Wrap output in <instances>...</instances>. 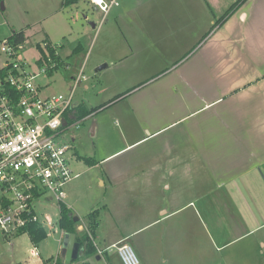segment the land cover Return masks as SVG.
<instances>
[{"label":"rangeland","instance_id":"374dc122","mask_svg":"<svg viewBox=\"0 0 264 264\" xmlns=\"http://www.w3.org/2000/svg\"><path fill=\"white\" fill-rule=\"evenodd\" d=\"M185 1L117 0L118 6L103 18L87 0L69 5L64 0H3L0 41L25 33L22 57L32 75L40 73L36 45L58 46V66L34 80L41 96H66L73 79L80 73L84 77L73 101L85 107L88 115L61 138V142H72L80 156L98 161L142 132L147 135L220 99L161 131L169 135L203 132L207 144L213 133L224 135L231 125L244 128L243 120L249 117L251 108H245L244 96H231V92L247 85L256 78L257 69L264 68V0L245 4L244 0H190L194 11L184 9ZM252 4L254 16L250 17ZM241 11L247 19L239 15ZM3 62L0 53V68ZM103 65L106 68L98 71ZM252 110L254 116L260 115ZM76 121L73 118L71 123ZM218 142L221 150L228 146L220 138ZM71 167L79 174L80 201L73 205V212L82 227L87 200L105 190L100 168L87 170L78 159L71 161ZM227 189L240 198L232 184ZM216 195L226 197L223 188ZM3 196L0 192V199ZM35 209L54 222L38 244L43 259L54 258L62 250L64 237L57 225L58 204L48 203L47 196L41 195ZM34 246L26 233L7 239L0 232V264L32 261L29 255ZM227 250L218 255L228 264H264V228L238 239ZM90 262L104 264L95 257Z\"/></svg>","mask_w":264,"mask_h":264},{"label":"crops","instance_id":"0c3cea01","mask_svg":"<svg viewBox=\"0 0 264 264\" xmlns=\"http://www.w3.org/2000/svg\"><path fill=\"white\" fill-rule=\"evenodd\" d=\"M185 2L184 9L194 11L193 1ZM253 6L249 8L250 17ZM239 15L243 19L248 16L244 11ZM263 69H257L256 78L247 85L230 93L238 98L244 96L245 108H251L249 117L243 120L245 127L234 129L231 125L224 135L213 133L207 144L203 132L169 135L161 131L220 99L207 102L147 135L142 132L132 142H125L120 150L98 161L88 158L94 161L93 165H87L82 160L87 157L74 150L72 162L78 159L91 171L100 168V184L105 190L86 202V217L96 211L98 221L92 240L96 254L87 259L89 264L94 257L104 264H121L117 251L111 248L113 245L130 246L141 264H228V260L220 259L219 251L229 249L238 239L264 228ZM73 104L71 121L75 118L76 107L80 106L74 101ZM253 108L260 115L254 116ZM200 129L203 130V126ZM219 138L228 142L222 150ZM71 169L78 177L66 184L70 186L64 191V201L68 199L71 204L63 202V206L71 217L77 218L74 229L77 235H82L87 232L86 223L80 227L78 214L73 212L80 201L77 200L79 174ZM229 184L237 188L239 200L227 189ZM220 188L224 189L226 197L216 195ZM47 202L55 203L48 196ZM58 213L59 221V205ZM44 230L47 234L48 230ZM74 243H78L76 236ZM35 247L38 251V245ZM29 256L32 261L20 264H46L49 260L43 259L40 252L32 256L30 251ZM57 256L65 264L61 249L54 258Z\"/></svg>","mask_w":264,"mask_h":264},{"label":"built area","instance_id":"2783aa9c","mask_svg":"<svg viewBox=\"0 0 264 264\" xmlns=\"http://www.w3.org/2000/svg\"><path fill=\"white\" fill-rule=\"evenodd\" d=\"M87 1L103 18L118 6L117 0ZM23 46L13 44L9 37L0 41L4 58L0 68V192L5 195L0 199L5 203H0V232L7 239L21 234L29 224L50 231L52 220L45 214L39 215L35 203L41 195H47L58 205L63 204L65 185L78 177L71 169L74 144L61 142V138L80 123L70 121L75 107L74 92L84 77L80 73L73 79L66 96H41L34 80L58 66V46L48 45L57 60L50 56L43 60L38 51L40 73L34 75L22 57ZM111 248L117 251L121 264H141L130 246ZM31 255L38 256L35 246ZM55 262L53 258L48 264Z\"/></svg>","mask_w":264,"mask_h":264},{"label":"trees","instance_id":"16d2710c","mask_svg":"<svg viewBox=\"0 0 264 264\" xmlns=\"http://www.w3.org/2000/svg\"><path fill=\"white\" fill-rule=\"evenodd\" d=\"M3 0H0V2ZM79 0H64V5H69V4H74L77 3ZM232 9H229L227 14L231 11ZM10 41L15 44V45H24L26 42V36L23 31H19L17 33H13L12 35L9 36ZM37 50L41 53L42 59L46 60L47 56L52 57L54 60H57V57L54 55V51L49 48L47 43L37 44L36 45ZM42 61V60H41ZM88 115L87 110L83 106H78L75 109V119L76 120H81L85 116ZM82 160L87 164V165H93L94 161L88 158H82ZM0 203L5 205L3 200H0ZM59 212H60V218L58 221V226L59 229L62 230L65 234L69 235H74L76 236L77 242L79 243L80 246V251H79V256H78V261H82V264H89L87 262V259L96 254L94 246H93V238L95 234V230L98 225L97 221V214L96 211L90 212L86 219V227H87V232L82 234V235H77L76 230L74 229V221L73 217H71L70 212L67 210L66 207L63 206V204L59 205ZM21 233H26L29 237L30 242L33 245H38L41 241H43L46 238V232L44 229H42L40 226L37 224H29L25 228L24 231ZM53 258L49 259L46 261V264L51 262ZM20 264V263H17ZM55 264H63L61 258L59 256L56 257V262Z\"/></svg>","mask_w":264,"mask_h":264},{"label":"water","instance_id":"95a60500","mask_svg":"<svg viewBox=\"0 0 264 264\" xmlns=\"http://www.w3.org/2000/svg\"><path fill=\"white\" fill-rule=\"evenodd\" d=\"M1 9H3L2 3H1ZM105 68H106V65H103L98 68V71L103 70ZM73 221L77 222V218H73ZM61 256L64 258L65 264H69L70 261L76 260L78 258L79 244L74 243V235H69V234L64 235Z\"/></svg>","mask_w":264,"mask_h":264}]
</instances>
